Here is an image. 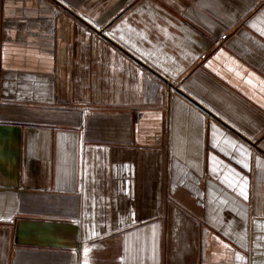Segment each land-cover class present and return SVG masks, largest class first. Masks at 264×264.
Masks as SVG:
<instances>
[{"label":"crops","instance_id":"0c3cea01","mask_svg":"<svg viewBox=\"0 0 264 264\" xmlns=\"http://www.w3.org/2000/svg\"><path fill=\"white\" fill-rule=\"evenodd\" d=\"M0 264H264V0H0Z\"/></svg>","mask_w":264,"mask_h":264}]
</instances>
